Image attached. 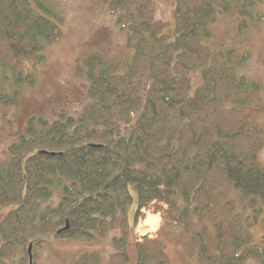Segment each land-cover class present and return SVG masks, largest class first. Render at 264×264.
<instances>
[{
    "label": "trees",
    "instance_id": "obj_1",
    "mask_svg": "<svg viewBox=\"0 0 264 264\" xmlns=\"http://www.w3.org/2000/svg\"><path fill=\"white\" fill-rule=\"evenodd\" d=\"M261 1L173 0L165 21L154 0H103L127 52L79 58L89 97L81 112L30 117L9 145L0 264L21 252L29 264L31 242L35 262L52 241L94 242L115 228L107 264H173L160 229L136 228L149 214L181 227L197 264H264V239L252 230L264 204L262 84L241 71L249 49L215 47L213 34L231 12L245 33L263 19ZM61 26L49 0H0V104H15L35 83ZM68 264L103 263L86 250Z\"/></svg>",
    "mask_w": 264,
    "mask_h": 264
},
{
    "label": "rangeland",
    "instance_id": "obj_2",
    "mask_svg": "<svg viewBox=\"0 0 264 264\" xmlns=\"http://www.w3.org/2000/svg\"><path fill=\"white\" fill-rule=\"evenodd\" d=\"M62 18L61 36L48 45L44 59L36 68V81L21 91L15 104H0V163L8 156L9 145L24 131L27 120L41 116L52 120L59 113L77 114L89 100L88 81L75 70L76 61L89 52H98L107 57H118L127 52L126 32L118 24L103 0H49ZM156 16L171 19L173 0H154ZM263 19L251 23L249 29L240 34L236 13L220 14L214 25V46L233 45L249 49L250 56L241 71L262 84L264 98V0L258 6ZM264 163V146L260 150ZM58 196L50 200L55 204ZM264 217V204L262 209ZM252 226L254 234L264 239V218ZM139 233L160 229L167 243V253L173 264H197L183 245L179 226H166L157 214H149L136 226ZM118 228L108 230L103 237L90 242L83 238H62L52 241L37 250V259L32 264H68L83 251H95L103 264L116 249L113 237ZM132 251V241H130ZM21 252L11 264H23ZM29 261V260H28Z\"/></svg>",
    "mask_w": 264,
    "mask_h": 264
},
{
    "label": "water",
    "instance_id": "obj_3",
    "mask_svg": "<svg viewBox=\"0 0 264 264\" xmlns=\"http://www.w3.org/2000/svg\"><path fill=\"white\" fill-rule=\"evenodd\" d=\"M67 227H68V221H67V224H66V226L64 228H67ZM32 247H33V243L31 242V243H29V246H28L29 264L33 263Z\"/></svg>",
    "mask_w": 264,
    "mask_h": 264
},
{
    "label": "flooded vegetation",
    "instance_id": "obj_4",
    "mask_svg": "<svg viewBox=\"0 0 264 264\" xmlns=\"http://www.w3.org/2000/svg\"><path fill=\"white\" fill-rule=\"evenodd\" d=\"M32 253H33V247H32Z\"/></svg>",
    "mask_w": 264,
    "mask_h": 264
}]
</instances>
